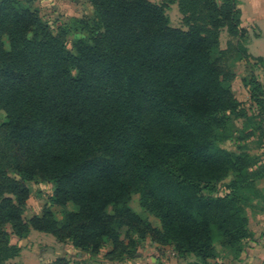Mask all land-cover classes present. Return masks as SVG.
I'll return each mask as SVG.
<instances>
[{
    "label": "trees",
    "instance_id": "16d2710c",
    "mask_svg": "<svg viewBox=\"0 0 264 264\" xmlns=\"http://www.w3.org/2000/svg\"><path fill=\"white\" fill-rule=\"evenodd\" d=\"M176 2L187 29L170 24L166 10ZM91 3L94 15L79 19L88 38L70 50L66 30L54 32L21 0H0V264L21 250L8 225L20 237L34 229L70 240L83 253L111 242L114 258L134 246L123 227L194 255L186 264H214L218 245L239 256L252 236L246 208L264 199V166L220 145L240 106L226 57L249 55L240 1ZM223 29L230 50L214 58ZM248 84L264 109L261 82ZM36 177L55 188L43 213L26 221ZM134 193L161 228L132 209Z\"/></svg>",
    "mask_w": 264,
    "mask_h": 264
},
{
    "label": "rangeland",
    "instance_id": "374dc122",
    "mask_svg": "<svg viewBox=\"0 0 264 264\" xmlns=\"http://www.w3.org/2000/svg\"><path fill=\"white\" fill-rule=\"evenodd\" d=\"M21 1L37 11L54 32L66 30L65 41L70 50L78 40L88 38L87 31L79 19L84 20L94 15L91 0ZM150 1L162 4L164 0ZM166 11L173 27L187 29L177 2L171 4ZM249 15L260 22L262 30L248 29L247 38L243 40L244 45L248 47V57L230 50L229 42L232 38L227 29L222 30L219 45L213 51V57L216 58L221 50H230L226 62L234 74L231 88L240 104L239 111L231 116L229 131L220 140V145L236 153L246 152L252 160L259 161L257 165L264 166V109L253 101L248 84L252 77L258 79L263 87L261 97L264 99V19L257 18L256 13L252 11H249ZM4 41L9 49L8 38L4 37ZM5 119L6 113L0 110V123ZM234 178L235 175L231 174L218 183L217 194L224 195L228 191L227 184ZM29 185L30 196L23 213L26 221L43 213L55 188L53 182L40 177L29 181ZM257 185L264 190V178L258 180ZM251 203L253 206H248L246 212L252 236L244 242L243 250L237 257L232 251L218 245L219 256L212 261L214 264H264V199H254ZM130 205L143 219L151 222L154 227L161 228L160 219L141 205L138 193L132 195ZM51 208L56 217L61 219L62 207L55 205ZM67 208L74 210L75 206L69 203ZM7 229L11 244L18 245L21 249L19 255L10 259L7 264H43L64 256L81 264H186L187 261L195 259L194 255L181 256L171 244L163 245L150 237L141 241L138 234L128 227L121 229V237L126 243H129L130 239L133 240L134 246H129L128 252L117 258L110 256L113 249L111 242H107L97 254L83 253L70 240L61 242L49 233L31 229L26 236L20 237L13 233L10 225Z\"/></svg>",
    "mask_w": 264,
    "mask_h": 264
},
{
    "label": "crops",
    "instance_id": "0c3cea01",
    "mask_svg": "<svg viewBox=\"0 0 264 264\" xmlns=\"http://www.w3.org/2000/svg\"><path fill=\"white\" fill-rule=\"evenodd\" d=\"M239 1L242 9V26L247 29L258 28L259 30H262L260 22H257L253 16L249 15V11L255 12L257 18L264 19V0Z\"/></svg>",
    "mask_w": 264,
    "mask_h": 264
}]
</instances>
